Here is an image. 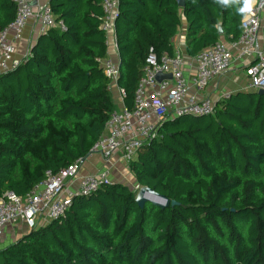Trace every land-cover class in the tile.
Instances as JSON below:
<instances>
[{
  "label": "trees",
  "instance_id": "16d2710c",
  "mask_svg": "<svg viewBox=\"0 0 264 264\" xmlns=\"http://www.w3.org/2000/svg\"><path fill=\"white\" fill-rule=\"evenodd\" d=\"M58 23L23 62L0 76V192L26 195L46 171L85 159L114 104L101 60L108 55L102 0H50ZM240 3L185 0L186 53L223 33L240 34ZM177 0H119L115 20L124 103L133 96L148 49L174 53ZM15 17L0 0V30ZM208 116L167 120L129 168L147 202L127 185L105 183L75 197L69 211L0 249V264H264V95L237 92Z\"/></svg>",
  "mask_w": 264,
  "mask_h": 264
},
{
  "label": "built area",
  "instance_id": "2783aa9c",
  "mask_svg": "<svg viewBox=\"0 0 264 264\" xmlns=\"http://www.w3.org/2000/svg\"><path fill=\"white\" fill-rule=\"evenodd\" d=\"M12 1L14 20L0 30V76L15 70L28 55L19 57L17 44L29 20L40 22L41 34L52 27L64 28L57 22L50 0ZM118 11L119 0H102L101 27L106 33L107 44L112 38L117 49L115 20ZM101 67L111 83H118V62L106 57L101 60ZM233 68L242 72L244 84L235 91H221L220 99L237 91L264 92V0H257L251 13L242 14L239 36L218 40L192 58L180 49H175L173 54H159L150 46L132 107L125 105L126 93L119 87L123 106L110 114L106 129L92 146L91 153L101 154L106 168L115 165L117 155L130 163L146 143L158 136L167 120L215 114L216 100L200 93ZM160 75L171 78L159 80ZM83 160L78 158L58 172L46 171L45 179L24 196L12 190L0 192V236L8 226L20 222L34 228L56 220L69 211L75 197L90 195L111 182L107 169L80 176Z\"/></svg>",
  "mask_w": 264,
  "mask_h": 264
},
{
  "label": "crops",
  "instance_id": "0c3cea01",
  "mask_svg": "<svg viewBox=\"0 0 264 264\" xmlns=\"http://www.w3.org/2000/svg\"><path fill=\"white\" fill-rule=\"evenodd\" d=\"M180 8H181V12H180L181 24L178 27L177 35L173 39V45H174V50L180 49L185 54H187L186 45H187V35H188V21L182 11L183 7ZM40 28H41V24L38 20H29L28 24L24 28L22 38L17 44V53L19 57H24L30 52L32 45H34L37 42L38 38L41 35ZM231 37H232L231 35L225 34L222 31L220 32L219 40H230ZM107 57H111L114 61L119 63L118 49L114 46V42L112 38H109L108 40ZM238 79H241V82H238L237 81ZM242 79L245 80V77L242 74V72L240 70H237L236 68H233L225 76L213 80L210 86L206 90L202 91L200 94L202 96L208 95L214 98L215 96L220 94V92L223 90L235 91L242 87ZM110 93L112 97V102L114 104V110H120L123 106V102L120 98L119 86L117 82L116 83L110 82ZM115 160H116L115 162L116 166L112 168V170L116 168L115 170L112 171L114 175L117 174L119 172L118 170H120L121 168L127 167V162L120 160L119 155L116 156ZM106 166L107 164L104 163L101 154L90 153L83 160L80 169V176L98 173L100 171L105 170ZM113 174L111 176L115 178ZM17 224H19V226L18 225L17 227L15 226V229H12V231H9L10 228L6 229L8 231L5 230L4 235L0 236V249L15 242L19 237H22L31 229V227L28 224L22 222Z\"/></svg>",
  "mask_w": 264,
  "mask_h": 264
},
{
  "label": "water",
  "instance_id": "95a60500",
  "mask_svg": "<svg viewBox=\"0 0 264 264\" xmlns=\"http://www.w3.org/2000/svg\"><path fill=\"white\" fill-rule=\"evenodd\" d=\"M177 3L179 5V7L185 6V0H177ZM219 31L222 32V29L220 28ZM163 78H171V76L170 75L158 76L159 80H161ZM239 92H248V91H239ZM256 93L258 95H264L263 91H259ZM234 94H236V93H234ZM136 201L140 207H143L147 202H151L152 204L159 206V207H166L170 204V200L166 196L156 192L154 189H152L148 186H144L140 189L139 193L137 194ZM52 221H54V220H51L50 222H52Z\"/></svg>",
  "mask_w": 264,
  "mask_h": 264
},
{
  "label": "rangeland",
  "instance_id": "374dc122",
  "mask_svg": "<svg viewBox=\"0 0 264 264\" xmlns=\"http://www.w3.org/2000/svg\"><path fill=\"white\" fill-rule=\"evenodd\" d=\"M237 81L241 82V79H238ZM243 84H244V80L242 79V85ZM219 99H220V94H218L217 96L214 97V100H216L217 103L219 102ZM216 105H219V104H216ZM115 166L116 165L109 166L108 168H106L108 170V172H109V180L111 182L115 181V183H121V184L127 185L131 189H134L136 191V193L138 194L140 189H141V187L137 184V179H136L135 175L132 173V171L130 170L129 163H127V167H125L126 169L123 167L120 170H118L119 172L117 174L114 175L112 171L115 170L116 168H114L113 170H112V168L115 167ZM112 174L115 176V178H113L111 176ZM17 225L19 226V224L10 225L6 229L10 228L9 231H12V229H15V226L17 227ZM12 226H14V227H12ZM6 231H8V230H6Z\"/></svg>",
  "mask_w": 264,
  "mask_h": 264
},
{
  "label": "clouds",
  "instance_id": "9594fccd",
  "mask_svg": "<svg viewBox=\"0 0 264 264\" xmlns=\"http://www.w3.org/2000/svg\"><path fill=\"white\" fill-rule=\"evenodd\" d=\"M218 2L226 6L231 3H240L241 0H218ZM256 2L257 0H242V7L239 9V11L241 13H251Z\"/></svg>",
  "mask_w": 264,
  "mask_h": 264
}]
</instances>
